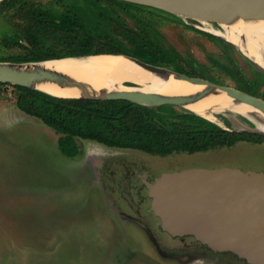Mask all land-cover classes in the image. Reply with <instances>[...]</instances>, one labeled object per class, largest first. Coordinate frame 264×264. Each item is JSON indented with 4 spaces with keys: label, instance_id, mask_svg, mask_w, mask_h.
Masks as SVG:
<instances>
[{
    "label": "rangeland",
    "instance_id": "obj_1",
    "mask_svg": "<svg viewBox=\"0 0 264 264\" xmlns=\"http://www.w3.org/2000/svg\"><path fill=\"white\" fill-rule=\"evenodd\" d=\"M97 3L0 1V61L18 62V58L28 55V50L22 44H14L12 38L30 23L29 13L42 7L57 14L76 13L103 38L115 37L132 47L134 43L128 34L131 32L117 23L118 19L151 37L156 49L168 52L172 62L163 67L172 69L171 66L178 64L186 71L196 68L205 73L207 77L203 78L219 84L251 90L231 79L214 61L232 66L233 60L250 78L256 76V71L260 72L224 37L221 32L225 29L218 23H204L149 6H120L108 0ZM105 9L112 16L109 20L101 14ZM208 34L222 38L233 47L213 41ZM63 35L56 30L39 34L46 45L44 49L54 53L64 49L59 43ZM252 91L264 97V85ZM176 108L190 111L183 106ZM238 115L226 113L229 124L216 118L217 114L206 117L220 120V124L234 130L258 128L252 116H243L246 119L243 121ZM59 137L55 129L17 107L16 90L11 85L0 86V264H251L236 253L212 250L202 242L211 249L209 253L194 249L200 241L193 235L172 237L162 227L165 233L161 232L152 208L154 215L144 205L140 210L151 227L142 218L121 215L119 206L111 202V199L119 201L120 194L106 193V184L104 180L100 182L97 170L99 163L118 170L117 189L131 168H144L157 177L163 172L190 167L229 166L264 172V140L161 156L78 138L81 151L70 158L60 151ZM117 163L123 166L118 168ZM123 209L132 215L130 208Z\"/></svg>",
    "mask_w": 264,
    "mask_h": 264
},
{
    "label": "water",
    "instance_id": "obj_2",
    "mask_svg": "<svg viewBox=\"0 0 264 264\" xmlns=\"http://www.w3.org/2000/svg\"><path fill=\"white\" fill-rule=\"evenodd\" d=\"M125 1L154 7L204 23L215 22L221 26L226 19L236 16L243 18L264 17V0ZM240 52L264 74V68L256 65L241 50ZM109 54L123 55L167 79L174 76L175 79L185 80L193 84H206L208 87L191 95L108 92L81 98L124 99L150 107L163 105L184 107L185 104L194 103L218 89L225 92L234 102L246 103L264 114V97L252 90L219 84L203 77L190 76L167 67L145 62L132 55ZM50 59L31 62L0 61V82L35 89H38L36 85L42 82L57 85L65 84L67 80L61 78L58 73L39 67L38 63ZM211 113L212 115L220 113L239 114L230 110ZM239 115L252 116L254 119L261 118L260 113L254 111L249 112L248 115ZM241 131L264 135V131L257 127L244 128ZM149 188L152 197L151 208L160 218L161 227L170 234L177 236L193 235L194 238L214 250L231 251L251 264H264L263 171L244 170L229 166L190 167L163 172L155 178L153 183L149 184Z\"/></svg>",
    "mask_w": 264,
    "mask_h": 264
},
{
    "label": "trees",
    "instance_id": "obj_3",
    "mask_svg": "<svg viewBox=\"0 0 264 264\" xmlns=\"http://www.w3.org/2000/svg\"><path fill=\"white\" fill-rule=\"evenodd\" d=\"M98 4L97 0H87ZM111 4L120 6L146 5L125 0H108ZM102 16L112 18L105 9ZM30 23L16 32L12 40L14 44L24 46L28 55L18 58V62L40 61L50 58L88 55L97 53H124L135 56L145 62L168 66L171 61L165 49H156L153 39L146 37L136 29L127 27L116 19L117 23L127 28L134 45L128 47L115 37L103 38L95 30L90 29L83 18L72 12L53 13L42 7H36L29 13ZM50 30L63 32L59 43L64 49L59 53L44 49V41L39 34ZM135 35H133V34ZM226 46L233 45L220 37L208 34ZM137 36V38H136ZM140 37V38H138ZM213 40V41H214ZM25 41L26 43H24ZM237 83L251 90H257L264 85V75L256 71V76L248 77L242 69L233 65H225L214 61ZM175 71L187 75L207 77L197 70L186 71L182 66H171ZM11 85L16 90V105L25 114L39 118L43 123L55 129L59 134L58 146L67 157L73 158L80 153L78 138L94 140L107 146L134 148L146 153L166 156L174 152L195 153L209 149L233 146L239 141L264 140L262 134H252L230 129L219 121L208 119L195 112L180 110L172 105L150 107L124 99H84L56 97L44 91L22 86ZM219 119L229 124L225 114H217ZM238 118L246 121L243 116ZM247 123H250L247 121Z\"/></svg>",
    "mask_w": 264,
    "mask_h": 264
},
{
    "label": "bare ground",
    "instance_id": "obj_4",
    "mask_svg": "<svg viewBox=\"0 0 264 264\" xmlns=\"http://www.w3.org/2000/svg\"><path fill=\"white\" fill-rule=\"evenodd\" d=\"M222 27L225 32L221 33L226 39L237 45L256 65L264 68V17L236 16L222 22ZM38 65L42 69L58 73L61 78L67 80L63 85L49 82L36 85L38 89L58 97L81 98L108 92L191 95L208 87L206 84H193L175 79L174 76L167 79L120 54L64 56ZM184 107L207 117L213 116L211 112L225 110L242 115H248L251 111L258 112L261 118L255 120L258 129L264 131L262 112L246 103L234 102L225 92L218 89L194 103L185 104Z\"/></svg>",
    "mask_w": 264,
    "mask_h": 264
},
{
    "label": "flooded vegetation",
    "instance_id": "obj_5",
    "mask_svg": "<svg viewBox=\"0 0 264 264\" xmlns=\"http://www.w3.org/2000/svg\"><path fill=\"white\" fill-rule=\"evenodd\" d=\"M117 166L119 168L120 166H123V165L117 163ZM117 172L118 170L116 169L112 170V167L110 164H104V165H101V163L98 164L97 174H99L100 176V182L104 180V184H106V193L109 192L113 194L114 192V195L115 193L120 194L119 201L117 199H114V200L111 199V202L115 204L114 206H117V207L119 206V212L121 213V215L125 214V216L129 219H132L133 217L142 218L147 222L146 224L148 225V227H151L152 225L147 221V219L145 218V215L141 213L140 210H142V206L144 205L145 209L148 210L150 213H152V215H154V212L150 209L151 208V197L149 194V184L154 182L155 178L157 177V174L151 173L144 168L143 169L131 168L129 175L124 177V179L121 180V182L119 183L120 186L117 189L115 188V184L117 185V178H116L117 176L115 174ZM122 207L123 208L127 207L128 209L130 208L132 215L127 214L126 211ZM155 219L157 221V228L159 230H162L161 224L159 222L160 218L156 215ZM145 227L148 229L146 225ZM148 230H150V228ZM161 232H164V231L162 230ZM167 235L170 236L171 234L170 235L167 234ZM172 237H175V236L172 235ZM200 243H197V244L199 245ZM198 245L196 247L193 246L194 249L198 248V249L207 251L208 253L211 250L207 248L208 246L206 247V245L202 243H201L202 247H199ZM192 252H189V253L191 254Z\"/></svg>",
    "mask_w": 264,
    "mask_h": 264
}]
</instances>
